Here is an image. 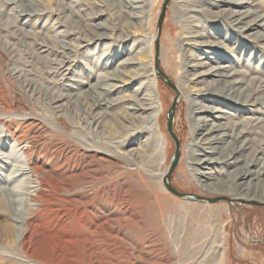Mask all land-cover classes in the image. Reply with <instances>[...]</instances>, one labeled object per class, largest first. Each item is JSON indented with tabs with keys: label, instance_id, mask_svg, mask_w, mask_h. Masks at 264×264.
<instances>
[{
	"label": "bare ground",
	"instance_id": "1",
	"mask_svg": "<svg viewBox=\"0 0 264 264\" xmlns=\"http://www.w3.org/2000/svg\"><path fill=\"white\" fill-rule=\"evenodd\" d=\"M18 1L20 0H9L13 5H18L20 8L22 6L19 15H25V22L41 14L39 11L41 9L34 8L36 1L30 0L28 7L24 5L23 0ZM119 1L124 12L131 18L135 17L140 29H149L147 14L151 0ZM79 2L80 0H74V5L69 4L74 13L79 10L77 9ZM211 4L219 7L211 10L203 6L202 1L200 4L193 2L185 9V12L182 14L180 12L181 16L178 20L179 24L184 26L186 36V40L179 44L181 52L186 56L180 65L182 70L180 90L185 92L192 129V139L186 145L187 163L191 176L203 190L219 195L230 194L235 199L264 202V183H261L264 180V95L258 94L264 80L257 76H248L249 71L246 68L233 66L232 58H238L236 52H239L241 40L237 38L235 46L230 47L234 51L229 53L230 56L223 54L221 53L224 47L223 40L211 37L196 23L198 17L196 15L210 16L209 18L214 21L220 19L264 47V12L259 9L258 0H212ZM61 20L56 19L53 26L58 25L57 29L61 26L65 28L56 30L50 38L62 42V48L65 50H72L70 43L64 39L67 27L63 23L65 21ZM221 21L215 22L221 23ZM16 23L14 26H17ZM49 23L48 18L42 27L47 28ZM95 27L97 28V25ZM24 28V25L18 27L21 32ZM97 30L91 29V35L85 33L82 39L91 37V40L102 41L108 38L107 33ZM226 30V37L231 38L233 33L230 27ZM70 32L76 31L72 28ZM26 36L29 35L26 34ZM154 38L153 33L149 41L146 42L144 39L137 41V45L140 46L139 53H150L151 62L136 67L137 72L134 71L135 73L130 75L131 81H125L122 78L126 73L123 70L128 64L138 62L134 59H124L121 63L119 62L122 67L118 70L110 71L106 68L104 71H97L96 81L90 84L93 92H90L93 100L90 126L97 131L103 128L107 118L123 119L129 122V125H126V133L131 136L130 139L124 141V136L109 139L104 141L107 146H96L92 143L82 145L78 136L73 135L74 133L67 127L58 123L59 126L53 130L58 132L60 142L54 143L50 150L56 148L60 152L56 155V160L49 165L38 159L44 152L43 147L49 140L48 135H53L52 129L42 119L30 115L29 110H24L21 104L17 106V109L23 113L17 116L10 115L12 110L9 109L10 100L5 86L0 83V112L9 114L0 117V125L14 139V153L12 157L7 156L10 161H5L4 164L0 162L2 168H7L8 162L11 165L8 178H4V184L0 185V249L4 252L2 255L12 259L13 263L133 264L135 261V264H181L182 260L186 262L185 260H188L189 255L192 254V260L188 263L202 264L209 251L213 252L214 256L211 264L225 263L222 234L218 241H216L217 238H209L200 250L194 253L193 243L190 240L193 238L194 242H198L195 230H189L186 235L179 234L175 238L167 234L169 225L165 223V209L171 205H184L191 208L206 207L214 211L222 206L227 213L231 214L226 204L209 202L205 204L191 199H177L164 188L162 179L166 171L161 167L157 170L158 173L150 174V180L143 181L141 191L138 192L135 191L134 186L130 187L131 183L127 175L120 169V159L124 155L120 150L121 146L142 137L145 130L150 133L152 139L146 143L142 142L145 144L144 151L155 150L159 156L158 162L166 160L167 157L168 150L164 149L165 153H162V141L155 132L164 104L159 105L154 88L159 85L152 66ZM39 44L43 48L38 50L39 52L35 50L37 56L41 59L49 58L51 47L46 41ZM72 45L81 47L78 40ZM191 47L204 52L205 56L192 53ZM44 52L47 53L40 54ZM59 52L62 53V51ZM66 52L63 51V58L57 60L59 70H62L67 62L74 60L73 55ZM209 54H214V57H210ZM222 58L226 59L225 63L221 62ZM207 59L213 60L215 64L209 66ZM190 67L192 70L189 69ZM66 70L70 72L72 66H68ZM188 71H192L190 76L187 75ZM67 73L65 72L60 79L61 85L69 88L66 92L60 90L54 99L55 107L58 109L62 105L77 102L84 94L83 90L80 91L79 79L68 77ZM135 79H143V81L138 92L134 91L136 93L134 102L126 106L125 113L121 115L118 113L121 111H114L121 103V97L109 98V96L120 93L129 82ZM25 80L28 79L25 78ZM187 84L199 87L197 91L192 92ZM144 91H146L144 96L137 95ZM227 99L233 100L235 102L233 106L247 112L248 115L241 118L223 109L221 105L227 104ZM215 103L218 105H214ZM102 108L103 112H94ZM138 120H143L142 124L135 122ZM1 126L0 132L3 130ZM145 152H143L144 155L147 154ZM139 155H141L139 150L133 153L131 165L135 164L134 158ZM260 161H262L260 168H255L254 166ZM214 168L217 170H213ZM230 168L232 170L227 171ZM222 173L227 176L226 180L218 178V175ZM21 176L24 177V182L15 185V180ZM154 178L156 180L152 181L151 179ZM224 186L227 188L224 189ZM127 187L134 190L132 197L126 198L128 190L125 188ZM101 193L109 195L115 201L108 203L106 207L100 206ZM59 202L73 207L65 206L63 213L62 228L67 229L69 238L65 239L61 246L55 247L52 246L54 231L44 216L49 211V207L56 208ZM111 203L115 205L112 206ZM122 206L125 207L121 208ZM99 210L102 212L100 213Z\"/></svg>",
	"mask_w": 264,
	"mask_h": 264
},
{
	"label": "rangeland",
	"instance_id": "2",
	"mask_svg": "<svg viewBox=\"0 0 264 264\" xmlns=\"http://www.w3.org/2000/svg\"><path fill=\"white\" fill-rule=\"evenodd\" d=\"M35 1L36 3H34V8L41 9L39 10L41 14H38L32 18L29 22H25V15H19V11L22 6L20 8L18 5L16 6L13 5V3H10L9 0H0V83L5 86L8 99L10 100L9 109H12L11 113H9L10 115L17 116L23 113L17 109V106L21 104L24 106V110H29L28 112L30 115L42 119L49 126V128L52 129L51 132L53 131V135H48L49 140L47 144L44 145V152L38 161L45 162L47 163L46 165H49L56 160V155L60 151L56 150V148H53L51 151L50 148L53 147L54 143L59 144L60 142L58 132H54L53 130L59 126L58 123L63 124L74 133L73 135L78 136L81 140L80 144L82 145L92 143L96 146H107L104 141L113 138H120L123 136L124 141H128L131 136L126 133V125H129V122L124 121L123 119L116 120L113 118H107L103 124V128H99L97 131H95V129L90 126L89 122L92 119L91 110L93 104V100L90 97L92 95L91 93H93L90 84H93L96 81V74L99 71H104L106 68L110 71L120 69L122 65L119 64V62L121 63V60L134 59L136 62H138L137 64H128L126 66L127 69L125 68L123 70L121 68L124 73L126 72L125 75L122 76L125 81H131L130 75L132 76L134 71L137 72L135 69L136 67L142 66L143 64H150L151 54L139 53L138 47L140 46L137 45V41L144 39L147 42L150 40L151 34L153 33L156 38L159 14L164 0H151V5L148 8L147 14L149 15L147 16L149 29H140L135 17L131 18L130 15L124 12L123 6L119 0H80V4L77 7L79 10L75 13L69 6V4H75L74 0H34V2ZM201 1L203 6H207V8H211V10H216L219 7L212 5V0H171L166 11L159 40L160 68L171 78L172 82L175 84L180 93L179 101L175 110V121L173 128L181 142L182 151L179 162L171 175V182L176 189L184 193H194L206 197L226 196L230 199H235L230 194L219 195L203 190L191 176L189 164L187 163L188 155L186 145L187 142H190L192 139V129L191 121L188 116V102L185 97V92L181 91L182 89L180 90V77L182 73L180 65L183 62V58L186 56H184V54L181 52L179 44L181 41L186 40V36L184 32V26L181 25V23L179 24L178 20L189 5L191 6L193 2H198V4H200ZM258 1L260 6L259 9L261 12H264V0ZM23 3L26 5V7H28L30 0H23ZM221 7L222 6H220V8ZM196 16H198L196 23L199 25V28L204 29V31L210 34L211 37H216V39L223 40L224 44L222 45L224 47L221 49V53L228 54L230 56L229 53L233 51V49H230V47L232 48V46H235L237 38L239 41L241 40L242 42L240 43L241 46L239 45V52H236L238 58H232L233 66L246 68L249 71L248 76H257L264 80V47L261 46L258 41L248 39L244 33L242 34L237 29L232 28L229 24L221 21L220 19H216L215 21H221L223 24L210 19V16ZM48 18L50 20L48 26L50 27L48 28L47 26V28H43L42 26ZM56 19L57 21H59V19H62L61 21H65L63 23L66 25L67 29L64 39L70 43V48L72 50H65L62 48V42L50 38V36H52L56 30L65 28V26H61L57 29L56 26L58 25L54 27L53 22ZM15 23L17 26H14ZM20 25L22 27L24 25V32H21V30L18 29ZM95 25H97V28ZM226 26L228 28L230 27V31L233 33L231 38L226 37ZM72 28L73 31L76 32L71 33L70 30H72ZM91 29H98V32H105L109 36L102 41L91 40V37L85 40L82 39L84 38L83 34H89ZM33 32L35 34H33ZM91 33L89 35H91ZM26 34L29 36H26ZM155 38L152 44V66L153 70L155 69L154 76L159 82V85L154 86V88L157 92V100L159 105L160 103L164 104V110L162 112L160 121H158L155 126V132L161 138L162 153L164 154L167 150L168 153L166 160L158 162L159 156L155 150L152 151L153 153L151 151H144L143 145L145 144H142V142L146 143L152 139L150 137V133H148L146 130L142 137L134 140L132 143L121 146L120 150L124 153V155L123 158L120 159V169L127 175V178L131 183L130 187L134 186L135 191L138 192L141 191V184L143 185V181L150 180L151 173H158L157 170L160 167L162 170L167 171L171 158L175 153L174 140L167 131V113L171 108L177 93L169 84H167L163 79L159 78V76L156 74ZM77 40L78 43L81 44V47H74L72 45L76 44ZM43 41H46L47 45L51 47L49 51L51 53L49 58L41 59L37 56L35 50H42L43 47H41L39 43H43ZM140 44H142V42H140ZM236 49L238 48L236 47ZM59 51H62V53ZM63 51H67L66 53L70 52V55H73L72 58L74 60L67 62V65H65L62 70H59L60 68L57 63H59L58 61L60 58H63ZM191 51L197 55L201 54L202 56H205L204 52L202 53L200 50L195 49L194 47H191ZM45 53L47 52L40 54L43 55ZM209 56L214 57V54H209ZM207 60L209 62V66L215 64L213 60ZM221 62L225 63L226 59L222 58ZM69 64L72 66V70L70 72L66 70V68L70 66ZM189 69L192 70L191 67ZM65 72H68V77H75L77 80L79 79L78 82L81 87L80 91L83 90L82 92L84 94L79 97L77 102L68 103L66 104L67 106L62 105L58 109L55 107L54 103L57 93L60 90L66 92L69 88H65L61 85L60 78ZM20 73L21 76H19ZM191 73L192 71H188L187 75L190 76ZM25 78L28 80H25ZM80 81L87 82L82 83ZM141 81H143V79H135L133 82H129V84H127L128 86L122 89L120 93L109 96V98H116V96L121 97L122 101L119 103V105H117L114 111H121L122 113L118 112L121 115L125 113V107L134 102L135 95L142 83ZM74 82L77 81L74 80ZM198 87H194L192 84L189 85V89L192 92L197 91ZM145 92L146 91L137 95L142 97L144 96L143 94ZM258 94L264 95V84L262 85ZM226 101L227 104H220L223 109L228 110L230 113L237 114V116L241 118L248 115L247 112H244L243 110L241 111L240 109L234 107L233 105L235 102L233 100L227 99ZM214 105H218V103H215ZM103 111L104 109L102 108L97 109L94 112ZM9 114L0 112V117L8 116ZM135 122L140 125L142 124L143 120H138ZM1 130L0 162L1 164H4L5 161H10V158H7V156L12 157L14 153V139L8 135V132L5 130V128H2V126ZM45 147L49 148V150H46L47 148L45 149ZM138 150L141 151V155L138 156L139 158H134L135 164L131 165L133 153ZM143 152L147 154L144 155ZM261 163L262 161H260V163L254 167L260 168ZM8 164L9 165L7 168H2L0 166V185L4 184L3 179L8 178V175L11 171V165L9 162ZM151 169H153V171ZM217 169H219V167H217ZM217 169L214 168L213 170ZM231 170L232 168L228 169L227 171ZM221 171L223 172L222 169ZM138 173L139 175H137ZM137 177H139L140 180ZM18 178L15 180L16 182H14L15 185H19L24 182L23 176ZM218 178L221 180H226L227 176L222 173L221 175H218ZM151 180L155 181L156 179L154 178ZM138 182L141 183L139 184ZM261 183H264V180H262ZM162 184L169 194L173 195L177 199L185 200L170 192L166 188L163 179ZM130 187L125 188L128 190L126 198L133 196L132 191L134 190H132ZM223 188L226 189L227 187L224 186ZM103 194L100 195L102 197H100L99 200V202H102L100 206L106 207L105 205L115 201V199L109 197V195ZM192 201L209 204L206 203L207 201ZM250 201H256L257 203L261 204H231L228 200L211 203L219 205L226 204L231 214L227 213L226 209L222 206L217 207L213 211L212 209H208L206 207L195 206L191 208L184 205H171L165 209V212L167 213H165V223L169 225V227L166 226L168 227L167 234L169 233L170 236L175 238L179 234L184 236L187 234V232H189V230H195V236H197L196 239H198V242H194L193 238L190 240L191 243H193L192 246L195 250L194 253L199 251L202 245L207 240H209V238H217L216 241H218L222 234L224 238V254L226 258L224 264H264V202L259 200ZM112 203L111 205L114 206L115 204ZM58 205L59 206L56 208L52 206L49 207V211L44 216L46 221L52 225L49 226L52 227L54 231L52 246L55 247H59V245L61 246L65 239L69 238V232L67 229L62 228L64 225L63 213L65 206L73 207L72 205L70 206L64 202H59ZM124 207L125 206H122L121 208ZM99 212L101 213L102 211L99 210ZM96 219L98 220V217ZM200 242L201 244H199ZM171 247L173 248L172 244ZM3 253V250L0 249V264H17L16 261V263H13V261H11L12 259L6 256L4 257L2 255ZM191 257H193L192 254L189 255L188 260H185L186 262L182 260L183 262L181 264H190L188 262H191ZM213 257V252L209 251L202 264L213 263ZM133 264H135V261Z\"/></svg>",
	"mask_w": 264,
	"mask_h": 264
},
{
	"label": "water",
	"instance_id": "3",
	"mask_svg": "<svg viewBox=\"0 0 264 264\" xmlns=\"http://www.w3.org/2000/svg\"><path fill=\"white\" fill-rule=\"evenodd\" d=\"M171 0H164L162 7H161V11L159 14V19H158V24H157V35L155 38V50H156V56H155V68H156V74L159 76V78L163 79L167 84H169L177 93L176 98L173 101V104L171 106V108L169 109L168 113H167V131L169 133V135L173 138L174 143H175V153L173 155V157L171 158L169 167L165 173V176L163 177V182L166 186V188L172 192L173 194H175L176 196L186 199V200H198V201H207L209 203H214V202H218V201H223V200H228L231 204L233 203H240V204H261V203H257L256 201H250V200H243V199H230L226 196H217V197H206V196H201L198 194H194V193H184L179 191L178 189H176L172 182H171V175L173 173V171L175 170L180 156H181V151H182V147H181V142L179 140V138L177 137L175 131H174V121H175V110L177 107V103L179 101V90L177 89V87L175 86V84L172 82L171 78L166 75L160 68L159 65V40H160V35H161V30H162V25H163V21L166 15V11L168 9L169 3Z\"/></svg>",
	"mask_w": 264,
	"mask_h": 264
}]
</instances>
